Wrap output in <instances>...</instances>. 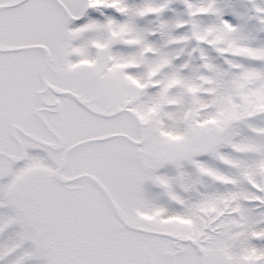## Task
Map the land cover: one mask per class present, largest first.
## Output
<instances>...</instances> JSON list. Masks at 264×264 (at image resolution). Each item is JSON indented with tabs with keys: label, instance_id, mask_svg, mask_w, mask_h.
Returning a JSON list of instances; mask_svg holds the SVG:
<instances>
[{
	"label": "snow or ice",
	"instance_id": "obj_1",
	"mask_svg": "<svg viewBox=\"0 0 264 264\" xmlns=\"http://www.w3.org/2000/svg\"><path fill=\"white\" fill-rule=\"evenodd\" d=\"M0 264H264V0H0Z\"/></svg>",
	"mask_w": 264,
	"mask_h": 264
}]
</instances>
